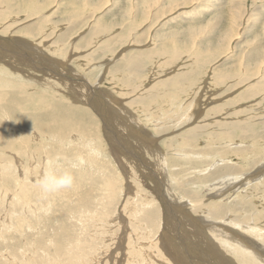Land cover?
<instances>
[{
  "label": "rangeland",
  "instance_id": "rangeland-1",
  "mask_svg": "<svg viewBox=\"0 0 264 264\" xmlns=\"http://www.w3.org/2000/svg\"><path fill=\"white\" fill-rule=\"evenodd\" d=\"M2 2H6V5L11 6L19 12V15L22 19V22L20 23H23L28 13L40 10L39 12L41 13V15L43 13L45 17L43 16L42 18V16L40 15V17L35 20H31V18L25 19L26 23H33L37 21V36H29L25 34L22 29H20L21 31L16 32V35L17 33L18 36L20 34V36L22 35V37L26 35L24 38L27 37V39H30V41L33 40V43L37 42L36 44L43 48V52L47 53V51H49L50 53L48 52L47 54H50L49 56L51 58H54V61H64L69 69V72L67 70H64V72H72L74 75L92 82V85H98L102 88L104 87L110 89L115 97L122 98L124 100V105H126V107H128L129 109L132 108L133 110L135 109L133 112V116L136 114L137 115L136 117L134 116V119L138 117L137 119L142 122L137 119H135L136 121L132 119L134 123L132 121L129 122L128 120L126 121L127 123L123 122L125 126H120L113 120V126H115V128L117 127L118 131H122L121 133L123 135L128 136L127 140H129L131 145H133L131 147L133 148V151L136 150L135 152L138 153L139 149L137 147L140 146V144L137 143L138 141L135 139V137L129 135V129L131 125H134L137 129H139L138 131L145 128L148 129L151 134L153 133L156 136L158 134L157 137H159V139H163H160L161 141H163V143L158 139L157 147L160 144L161 145L158 147L159 149L157 151L161 150L162 153L160 154L157 151H155L154 154L149 153L143 147L142 151L140 150V154H142L144 158H146V162L148 161L150 164L156 163V169H154V173L156 172L155 176L152 177V179L148 177V179L143 175L147 173L146 166L149 164L145 163V166L143 162L140 169H142L143 167L144 169L139 170L136 164H134L135 160L132 159V154L130 156L129 152L128 154H123L120 152L121 154L119 153V157L117 155L115 156V150L112 147L117 146V144L111 137L108 136V131L106 132V130L104 129L105 124H103V120L92 109L88 108L87 105L81 104L79 102L76 103L73 101L72 98H74L73 95H75V93L70 92L71 90H69L68 88V83L65 84L64 81L60 82L58 80H53V78H48V75L45 76L39 72L37 74L36 71H33L30 68L22 67V73H17V75H20L22 77V79L24 77L29 78V73L33 76L37 74V76H34L37 79L33 82L34 84L32 85L33 88H31V91L34 90L37 93H41L42 91H44L47 98H45L46 100H58L64 101L66 103L68 102L72 105H78L79 109L81 111L83 110L80 116L76 115L75 117L71 113H67L64 109L60 110V112H58L59 110H57L59 115L57 116V119H59L61 115L59 120H61V118H65L66 116L67 119H74L73 121H78L80 124L83 122L87 126L85 130L89 131V133L91 132L92 134L90 133V137L85 135H82V137H80L79 135H77V137L75 138L76 134L73 132L74 130L67 129L64 132L58 130H54L53 133L50 132L52 138L44 137V135L39 132L35 134L36 136L31 135L27 137V133L24 135L20 134L22 132L21 130H26V128L20 126L21 130L20 128L16 130L18 136H15H21L22 139L25 137L29 138L32 145L38 144V147H43V149H39L38 147H30V149L25 151V149L14 148L12 150H7L8 153L5 150L4 154H2L12 156L13 162H0V264H239V262L240 264H243L233 253L232 255L221 244V242H226L229 244H231L232 242L233 245L235 243L239 245L240 242H238L237 240H242V238L238 236L240 234L246 237L245 240L243 238V242L246 243V246H244L245 250L253 254L254 249L251 247H256L255 249L257 250L254 252L253 256H256L255 258L257 259V262H261L260 264H264V255L262 256V254H260L261 249H264V240L259 237V231L251 230L248 227L249 224L253 225L254 223L253 226L256 225L260 229L262 227L261 230L264 234V125H262L264 123V101L261 100L263 94L261 95V93H259L258 95L254 96L256 98L258 96L260 100H258V98H254V100L250 99L251 101H249V104L253 107L249 108V113L247 112L245 115L242 114V117H226L229 113H221L220 116H218L219 114L216 116L211 115L212 117L209 115V117L211 118L205 116L208 109L210 110V108L221 104L225 105V102L234 98L236 96L234 94L238 93L241 88L244 87L242 91L246 90V85L242 86L240 89H238L237 87L232 88L234 91L231 89V86H229L230 84L232 85V83H235L238 78H241L244 75L246 68H249L248 70L251 74L253 70L255 71V69L257 70L258 68L261 71L264 70V0H2ZM32 3H35V5ZM154 5L157 7V9L156 7H154ZM1 6L2 5H0V7ZM23 6L25 10L23 9ZM38 6L41 7L39 8ZM0 9L3 10V8ZM22 15L25 16L22 17ZM30 15L33 16V14ZM239 15H241V17H238V22L244 23L242 24V26H240V28L242 29L239 30V33L237 32V30L233 34L231 33L232 35L230 38L232 39L229 38V40L227 39L226 42L221 44L223 47H221V45L219 46L222 37L227 34L226 32H229L231 30L233 19ZM9 17L5 19L4 17H1L0 24L7 25L10 23V20L12 21V19L14 18H19L17 16H14V14H11ZM41 18L43 24L42 22L40 23ZM48 25L49 27H46ZM46 28L48 29V31L46 30ZM15 31L17 30L15 29ZM0 33L2 34L3 32ZM41 33L43 34L40 35ZM4 34L5 33H3L2 35ZM54 36L57 38H55ZM37 37H39L38 39H40V41L36 39ZM45 37H47V39ZM52 42H54L55 45H53ZM222 42L223 40L221 41V43ZM51 43L53 46H51ZM71 43L72 45H69ZM228 43L231 44L226 45ZM139 44L145 47L143 48V51L155 50L165 51V53H161V55L155 54L150 60H146L143 63L140 62L142 68L141 73H135V71L130 68L133 61H131V59L129 60V56H133L134 54L133 57H137L136 55H138L139 52H142L139 51L140 49L136 48ZM43 45L46 46V50ZM176 47L177 50H179L178 54H180L181 52V56L178 55V57H176L174 56V54H172L174 53L172 51H174ZM52 48L56 50H53ZM124 48H129L130 50L128 49L124 52L122 51V49ZM33 49V47H28L27 51H36ZM194 49H196L198 53H202L204 51L203 53L205 54H207L205 51H207L208 53H213L214 51L216 53V55L214 56L216 57L214 59L216 62L213 60L214 57H212L211 61H206L207 58H205V60H203L205 63H203L206 66L203 65L201 66L203 68H197L196 71L198 73L189 74L191 73L189 72L190 68L195 66V64L201 59H204H198L196 55L197 52L193 51ZM13 50L19 51L20 49L15 47V49ZM59 50L64 52H66L67 50L66 55L64 54V52L56 53L55 55H53L54 53L51 52ZM184 50L188 53H185ZM220 50L224 51L223 53L218 55V51ZM2 51L9 50L7 47H4ZM226 51H228L229 53L227 52V54ZM252 51L255 52L252 53ZM105 52L107 53L105 54ZM112 53L116 56H112ZM124 53L127 54V58H125L126 56H121ZM191 53L195 54L192 55ZM162 54L165 56H163ZM169 54L170 56L172 55V57H170ZM63 56H65V58ZM62 57L64 58V60ZM111 59L113 61H111ZM241 59L243 63L241 62ZM212 60L215 62V64H213L214 62ZM190 62L192 63L188 64ZM107 63L109 66L106 65ZM104 65L107 68L104 67ZM173 65L175 69L173 68ZM184 65H186V69L183 67ZM113 66L120 67L114 68ZM171 66L173 69L171 68ZM181 66L183 67V71L181 69ZM207 66L210 68H208ZM69 67H71V69ZM4 68H6V70H10L7 67ZM111 68L112 70H110ZM204 69H209L210 71L206 70L205 73ZM29 70L32 73L29 72ZM179 71L180 73L186 71V73L190 75L189 77L193 82H191L190 84H192L194 87H191L192 89L190 88L191 90H188L191 94L187 91L183 93L184 95L181 94L180 96H178L177 101L179 102L177 103V101H174L175 103L174 106H171L172 108L168 106L167 99L161 100L163 102L159 101V106H156L154 103H146L144 104V106H141L140 104L138 107L136 104L135 106L130 105L126 102L131 100L129 98H135L136 96H140V94L142 96L150 94L152 86L161 84L164 79V81L168 82L171 78H173V76H175V74H178ZM221 72L225 74L226 78L224 77L221 79L216 76V74L220 75ZM239 72L241 73V75ZM104 74L106 77L104 76ZM226 75H229L230 77L228 78V76ZM231 76H236V80ZM196 77H201L200 79L202 80ZM97 78L100 81H98ZM197 79L198 81L196 82ZM226 79L228 80V82ZM253 80L255 81L256 79L253 78L251 81L253 82ZM218 88H220L221 90ZM223 94H225V96ZM21 95V98L25 97L23 96L24 94L21 93ZM182 95L185 97H183ZM215 97H217L218 99H215ZM191 98L193 100H190ZM196 98L199 100H197ZM227 98L229 99L227 100ZM204 99L206 102H202L204 101ZM165 101L166 103H164ZM186 101H189L188 103L192 101L191 105L187 104ZM257 101H260V104L257 105ZM183 102L185 103L182 104ZM197 102L199 103L197 104ZM201 103H206L207 105H201ZM160 104L162 106L164 104L165 105L164 107L160 108ZM175 104L177 105L175 106ZM180 104L182 106H180ZM196 104L198 105L197 107ZM177 108L179 111H177ZM182 108L185 109L183 110ZM132 109L131 112L133 111ZM198 110L200 111V113H198ZM189 111H191L190 114ZM254 111L255 113H257L253 114ZM27 113L35 112L27 111ZM184 114H189V116H184ZM81 115L84 116L81 117ZM177 116L179 117L177 118ZM247 116L254 117L253 120L255 122V130L257 131L259 129L260 131L258 130L256 132L253 129L255 131L253 134V138L251 136H249V138H246L240 134V136L236 134L235 141H233V143L229 141L226 142V140L221 141V148L225 150L223 151L225 152V156L223 155V158H221V152L220 154L216 155V153L208 154L204 151L205 148L208 147V140H205L207 138L205 136H200L202 137V141H200L201 143L196 142L195 144L197 145H195L194 147H188L183 144V142H180V140L179 143L177 142L178 144H173V148H169L167 146L170 143L169 140H172L173 136H177L179 133L186 131L188 129V126L189 129L194 128L196 124H198L199 126H203L208 123L210 124L218 119H222L220 121L226 120L225 122H230V120L234 121L236 119L241 121V119H249V117ZM167 118L169 120L172 119L170 120L171 122L168 121V123H166L168 120ZM204 118L205 120H203ZM51 120L52 119H48L47 116H42L39 121L46 123ZM20 121V123L23 124L22 120ZM118 122H120V120ZM175 122L177 123V125ZM14 123V129L18 128L16 127V125L19 123V120L14 121ZM141 123L143 126L141 125ZM186 123H189L188 126ZM167 124H169V129L166 126ZM190 125L192 126L190 127ZM161 126L165 127L166 129H164L159 135V133L155 132L154 130ZM88 128L90 130H88ZM214 130L215 132H221L220 128L217 129V127L209 126L208 131L213 132ZM165 131L167 134L165 133ZM58 136L61 138H58ZM168 137L169 139H167ZM200 137L199 140H201ZM62 138L64 140H62ZM69 138L72 139V141ZM243 138L246 141H244ZM259 138L260 140L258 141ZM165 140H168V142H166ZM19 141L20 140H18V142ZM60 141H63V143L60 144ZM248 142H250V144L252 143V145L248 144ZM246 144L248 145V148L253 146L251 147L252 149L250 148L251 152L256 149L258 150L253 153H251L250 150H248L247 152H243L235 149V151H233L234 147L241 148L239 150H242V148H247ZM181 146L185 148V151L184 148H181ZM35 149H37L36 152ZM178 149L181 150L179 151ZM192 149H195L194 152L192 151ZM200 149L202 152L200 151ZM41 150L43 151L41 152ZM172 150L174 152H172ZM165 152L169 154H165ZM196 152L197 155H195ZM24 154H26L29 158L27 159V156H24ZM151 155H154V157H157L158 155L157 158H159L161 161L156 157H151ZM159 155L163 157H160ZM175 155L178 157H176ZM236 155L238 157H236ZM126 156L127 158H125ZM171 157H173L174 159ZM215 158L217 160H215ZM170 159H173L174 161H170ZM153 160L156 161L154 162ZM175 164L179 166H176ZM216 164H219V166H217ZM230 164L231 166L229 167L232 168L231 170H233L235 167L240 169L239 171H237V173L229 171L227 177L230 176V178H227L226 175H224L226 172H222V170L225 169V166L228 167V165ZM254 164H256V166H254ZM73 165H75V167H73ZM208 167L210 168L209 170ZM163 169L165 173L163 172ZM204 169L207 170L206 173ZM46 171H54L57 174H60L64 171H70L75 177L74 186L70 189H64L54 194H42L38 182L41 176ZM168 172L170 173L168 174ZM185 172L187 175L185 174ZM260 172H262L263 174ZM212 173L217 174L218 177L213 178L214 180L210 179L211 181H208L209 183H206L204 181L201 182L202 184L200 182H195L191 185L189 184V182L198 179L202 181L201 178ZM235 174H239V176L242 174L243 177H239ZM180 175L183 176L181 177ZM157 176L159 178H157ZM162 177H164L167 181H164ZM175 178H178L179 181ZM181 178L183 182L188 183L184 185L187 190H184L181 186H178L179 184L183 183L180 182L182 181ZM252 178L254 179L251 180ZM220 180L222 185L220 184ZM234 180L236 181L233 186V183L231 182H234ZM172 181H174L175 183L173 182L172 184ZM229 181L231 184L229 183ZM243 182H246V185H244L245 183ZM198 184H200L201 186ZM186 185H188L189 187H187ZM193 185H195L196 187H193ZM216 185L224 187H219L217 189ZM164 186H166V189ZM203 186L205 188H203ZM177 187L178 189H181V191L183 189L182 194L185 195H182L181 191L178 190ZM193 188L194 190H197V192H200L199 195L197 193L198 196L194 195L192 191ZM211 190L213 191V194ZM220 190H224L225 193L221 192L224 195L222 194L220 197H218L219 200H229L233 197L231 199L232 201L229 200L226 201V203H230L232 204V206H234L236 214H241V223L245 219L242 225L240 224V226L238 227L236 225H232V223H226L227 227L232 228L235 231L238 229L236 231L238 234L237 236H233L228 233V235L222 234L223 230L220 227L213 226L216 223H222L225 225V222H228L227 220L222 219L224 222L223 223L221 219H218L216 220V222L214 221L215 219H209L207 212L206 215L204 214V207L208 206L207 203L209 204L211 202H214L215 199L218 201L217 197L214 198L211 195L216 196L214 194H217V191ZM176 191H178V193ZM185 191H187V195ZM204 193L207 195L204 196ZM229 194L232 197H230ZM189 195L192 197H190ZM209 195L213 199H208L207 197ZM225 195H227V198ZM235 195L240 197L234 198ZM262 196L263 198H261ZM156 197L159 200L162 197L166 198V200L164 199V201H166V204L161 201L162 199L158 201ZM189 197L191 198V200ZM202 201L207 203H204ZM239 201L241 202L239 203ZM169 204H173L174 206H170ZM201 204L203 205V207ZM249 205L251 206V210ZM241 207L244 208L242 209ZM201 208L203 212L200 210ZM238 210L240 211L238 212ZM184 211H186V213ZM209 212L210 211H208V213ZM261 215L263 218L261 217ZM168 216H171L170 221H175L173 230L169 229V227L163 228L164 218H167ZM191 216L193 217V219L202 218V220H200L201 224L204 220V222H206V225L204 224L203 226L202 224L201 227L196 226L192 222L193 219ZM248 216L251 219L248 218ZM210 221H214V223L211 224L213 226V229H209V227L207 229L206 227L208 226V223ZM191 224L192 226L194 225L195 228H193ZM219 229L221 231H218ZM202 233L204 236L202 235ZM230 235L232 236V239L230 238ZM209 238L212 240H209ZM252 240L254 242H257L254 243ZM214 246L216 247V249ZM225 252L227 254L229 253V256H227ZM197 253L205 256V259L198 257ZM227 257L233 260V263L229 261Z\"/></svg>",
  "mask_w": 264,
  "mask_h": 264
},
{
  "label": "bare ground",
  "instance_id": "bare-ground-1",
  "mask_svg": "<svg viewBox=\"0 0 264 264\" xmlns=\"http://www.w3.org/2000/svg\"><path fill=\"white\" fill-rule=\"evenodd\" d=\"M56 1V0H55ZM58 1V0H57ZM37 3V2H36ZM152 3V2H151ZM32 4H34L35 5V3H32ZM0 5H2L0 8H3V10H1L0 9V18L1 17H4V19L5 18H8L11 14H14V16H17V17H19L18 19L17 18H14V19H12V21L10 20V23L9 24H7V25H5V24H0V32H3V33H5L4 35H2L1 33H0V162L1 161H3V162H10V163H12L13 161H12V156H8L7 154L6 155H2V154H4V151L6 150V152H7V150H12V149H16V148H20V149H25V151H27L28 149H30V147H38V144L36 145V144H34V145H32L31 144V142H30V140H29V138H21V136H19V137H17L18 135H17V133H16V130L17 129H19L20 128V126H22L23 128H26V130H21V128H20V130L22 131L20 134L21 135H24V134H26L27 133V137H29V136H31V135H34V136H36L35 134H37L38 132L39 133H41L42 135H44V137H50V138H52V135H51V133H53V131L54 130H58V131H62V132H64L65 130H67V129H71V130H74L73 132L76 134L75 135V138L77 137V135H79L80 137H82V135H85V136H88V137H90V133H89V131H86L85 129L87 128V126H86V124L85 123H79L78 121H73L72 119H67L66 118V116H65V118H61V120H59L60 119V117H61V115H60V117H59V119H57V116H59L58 115V112H60V110H66V112L67 113H71L74 117L77 115V116H80V114H81V112L83 111H81L80 109H79V107H78V105H72L71 103H66V102H64V101H58V100H54V101H51V100H46L47 98H46V95H45V92L44 91H42L41 93H37V92H35L34 90L33 91H31V88H33V82L37 79L36 77H34V76H37V74H38V72L39 73H42V75H45V76H49L48 78H53V80H58V81H64V83L65 84H67L69 87V90H71L70 92H74L75 93V95H73V97L74 98H72L73 99V101L74 102H76V103H81V104H85V105H87V107L88 108H90V109H92L97 115H99V117L103 120V124H105V126H104V129L106 130V132L108 131V136L109 137H111L112 139H113V141L117 144V146H114V147H112L114 150H115V152H114V154H115V156L117 155L118 157H119V155L121 154V153H123V154H128V152L130 153V156H131V154H132V159L133 160H135V163L134 164H136V166L139 168V170H142V169H144V167L142 168V169H140L141 167H142V163L144 162V165L146 166V164L145 163H147V164H149V165H147L146 166V171H147V173H143L144 175V177H146V178H150V179H152V177H154L155 176V173H154V169H156V166H155V164H154V166H153V164H150L148 161L146 162V158H144V156L142 155V154H140L141 152H140V150L142 151V147L143 148H145L146 149V151H148L149 153H152V154H154L155 153V151H157L159 148V146L161 145H159L158 147H157V144H158V139H159V137H157L158 136V134H157V136L155 135V134H151V132L148 130V129H143V130H140V131H138L139 129H137L134 125H131L130 126V134L129 135H132L133 137H135V139L138 141L137 143H139L140 144V146H138L137 148L139 149V152L138 153H136L135 151H133V148H131L133 145H131V143L129 142V140H127L128 139V136L127 135H123L120 131H118L117 129V127L115 128V126H113V120L115 121V122H117L118 123V125H124L123 124V122L125 123L126 121H128L129 120V122H131L132 121V119L133 120H135V119H137V118H135L134 119V116L136 117V115H134L133 116V112H134V110L131 108V106H130V108L133 110L132 112H131V109H129L128 107H126V105H124L125 103H124V100L122 99V98H117V97H115L114 95H113V93L110 91V89H108V88H102L101 86H98V85H92L91 83L92 82H89L88 80H86V79H82V78H80V77H78V76H76V75H74L72 72L71 73H68L69 71V69H68V67H67V65H66V63H64V61L63 62H61V61H54L55 59L54 58H51L49 55L50 54H47L49 51H47V53H45V52H43L44 50H43V48L42 47H40V46H38L36 43H33V40H31L30 41V39H27V37L26 38H24V37H22V35L20 36V34H19V36H18V33H17V35H16V32H18V31H21L20 29H22L23 31H24V33L25 34H27V35H29V36H37L36 34H37V21H35V22H33V23H30V22H28V23H26V20L25 19H28V18H31V20H35V19H37L38 17H40V15H41V13L39 12L40 10H36V12L35 11H33V12H30V13H28L27 15H26V18L24 19V21H23V23H20V22H22V19H21V16L19 15V12L16 10V9H14V8H12L11 6H9V5H6V2H2V0H0ZM31 5V4H30ZM29 5V6H30ZM151 5V4H150ZM39 7V6H38ZM41 7V6H40ZM39 7V8H40ZM154 7H156L155 5H154ZM30 8V7H29ZM28 8V9H29ZM33 8V7H32ZM23 9H24V6H23ZM35 9V8H34ZM156 9H157V7H156ZM25 10V9H24ZM27 10V9H26ZM236 10V9H235ZM172 11V10H171ZM39 12V13H38ZM177 12V11H176ZM25 13H26V11H25ZM37 13V14H36ZM241 13V12H240ZM30 14H33V16L32 15H30ZM36 14V15H35ZM242 14V13H241ZM45 15H47V14H45ZM168 15V14H167ZM243 15V14H242ZM25 16V15H24ZM23 15H22V17H24ZM42 18H43V16H44V14L42 13ZM45 17V16H44ZM234 17V16H233ZM238 17H241V15H239V16H236L234 19H233V22H232V24L233 25H231L232 26V28H231V30L229 31V32H226L227 34L226 35H224L223 37H222V39H221V41L223 40V42L221 43V41H220V43H219V46L221 45V44H223L224 42H226L227 41V39L229 40V38L231 37V35L234 33V32H236V30H237V32L239 33V30L240 29H242V28H240V26H242V24H244V23H239L238 22ZM10 18V17H9ZM42 18L40 19V23L42 22L41 20H42ZM3 19V18H2ZM3 19V20H4ZM11 19V18H10ZM51 19V18H50ZM9 20V19H8ZM240 20V19H239ZM259 20V19H258ZM29 21V20H28ZM93 21V20H92ZM9 22V21H8ZM18 23H20V24H18ZM39 23V22H38ZM46 23V22H45ZM44 23V24H45ZM42 24H43V22H42ZM49 24V23H48ZM52 24V23H51ZM46 25V24H45ZM44 25V26H45ZM92 26V25H91ZM46 27H49V25L48 26H46ZM15 29L17 30V31H15ZM46 30L48 31V29L46 28ZM131 30H134V29H131ZM84 31V30H83ZM96 31V30H95ZM94 31V32H95ZM57 32V31H56ZM81 32V31H80ZM40 33V32H39ZM53 33V32H52ZM232 33V34H231ZM238 33H236V34H238ZM43 33H41L40 35H42ZM57 34V33H56ZM79 34V33H78ZM59 35V34H58ZM73 36V35H72ZM130 36V35H129ZM234 36V35H233ZM51 37V36H50ZM55 37V36H54ZM39 37H37L36 39H38ZM46 39H47V37H45ZM55 38H57V37H55ZM69 38V37H68ZM73 38H75V37H73ZM72 38V39H73ZM234 38V37H233ZM230 39H232V38H230ZM39 41H40V39H38ZM60 40V39H59ZM58 40V41H59ZM234 40V39H233ZM35 41V40H34ZM57 41V42H58ZM137 42V41H136ZM229 42V41H228ZM53 43V45H55L54 44V42H52ZM52 43H51V46H53L52 45ZM62 43V42H61ZM69 43V42H68ZM58 44V43H57ZM65 44H67V43H65ZM188 44V43H187ZM231 43H228V44H226V45H230ZM34 45H35V47H34ZM63 45V44H62ZM69 45H72V43L71 44H69ZM100 45H102V44H100ZM193 45V44H192ZM44 46V45H43ZM50 46V47H51ZM67 46V45H66ZM74 46V45H73ZM97 46V45H96ZM126 46V45H125ZM225 46V45H224ZM4 47H7L8 48V50L9 51H2L3 50V48ZM15 47H17V48H19L20 50L19 51H14L13 49H15ZM28 47H33L34 49L33 50H36V51H27V48ZM60 47V46H59ZM95 47V46H94ZM98 47V46H97ZM127 47V46H126ZM209 47V46H208ZM221 47H223L222 45H221ZM220 47V48H221ZM229 47V46H228ZM44 48H45V50H46V46H44ZM57 48V47H56ZM136 48H138V49H140L139 51H142V52H139V54L138 55H136L137 57H133L134 56V54H133V56H129L130 58H129V60L131 59V61H133L132 62V67L130 66V68H132L134 71H135V73L136 72H138V73H141V70H142V68H141V63L140 62H144V61H148V60H150L151 58H153V56L155 55V54H160L161 55V53H165V51H155V50H146V51H143L144 49L143 48H145V47H143V45L141 46L140 44L138 45V47H136ZM53 50H56V49H54V48H52ZM100 49V48H99ZM129 48H124V49H122V51H127ZM187 49H188V47H187ZM226 49H228V48H226ZM38 50V51H37ZM61 50V49H60ZM51 51L52 53H54L53 55H55L56 53H61V52H64L65 51V49H64V51ZM130 50V49H129ZM164 50V49H163ZM186 50V49H185ZM184 50V52L185 53H188L187 51H185ZM190 50V49H189ZM188 50V51H189ZM216 50V49H215ZM70 51V50H69ZM178 51V52H177ZM191 51V50H190ZM193 51H196V49H194ZM224 51V50H223ZM223 51H218V55H220L221 53H223ZM66 52H67V50H66ZM66 52H64V54L66 55ZM72 52V51H71ZM104 52V51H103ZM172 52H174V53H172V54H174V56H176V57H178V55L179 56H181L180 54H181V52H180V54H178L179 53V50H177V47H176V49L174 50V51H172ZM197 52V51H196ZM195 52V53H196ZM204 52V51H203ZM198 53L197 52V58L199 59V58H204V59H201L200 61H198L196 64L195 63H193V64H195V66H193L192 68H190V70H189V72H191V73H189V74H192V73H198L196 70H197V68H199V67H201V66H203V65H205L204 63V61L203 60H205V58H207L206 59V61H208V60H210L211 61V59H212V57H214L215 55H216V53L213 51V53H208L207 51H205L207 54H205V53ZM228 51H226V53H227ZM253 52H255V51H252V53ZM261 52V51H260ZM259 52V53H260ZM50 53V52H49ZM107 52H105V54H106ZM119 53H120V50H119ZM171 53V52H170ZM194 53V54H195ZM229 53V52H228ZM227 53V54H228ZM250 53V52H249ZM248 53V54H249ZM258 53V54H259ZM182 54H184V53H182ZM192 54V53H191ZM194 54H192V55H194ZM247 54V55H248ZM52 55V56H53ZM78 55V54H77ZM163 55V54H162ZM186 55V54H185ZM195 55V56H196ZM207 55V56H206ZM246 55V54H245ZM250 55V54H249ZM112 56H116V55H113V53H112ZM119 56V55H118ZM117 56V57H118ZM121 56H126L125 58H127L128 56H127V54L126 53H124V54H122ZM163 56H165V55H163ZM169 56H170V54H169ZM183 56V55H182ZM191 56V55H190ZM194 56V57H195ZM226 56V55H225ZM54 57V56H53ZM64 58H65V56H63ZM62 57V58H63ZM170 57H172V55L170 56ZM223 57V56H222ZM221 57V58H222ZM243 57H245V56H243ZM242 57V58H243ZM64 58H63V60H64ZM90 58V57H89ZM116 58V57H115ZM136 58V59H135ZM187 58H188V56H187ZM191 58V57H190ZM216 57H214L213 58V60L215 59ZM249 58V57H248ZM247 58V59H248ZM251 58H252V56H251ZM54 59V60H53ZM56 59H57V57H56ZM71 59V58H70ZM174 59V58H173ZM59 60V59H58ZM87 60V59H86ZM90 60H93V59H90ZM154 60V59H153ZM189 60V59H188ZM191 60V59H190ZM212 60V61H213ZM221 60V59H220ZM224 60V59H223ZM52 61H53V63H54V66H53V63H52ZM72 61V60H71ZM111 61H113L112 59H111ZM128 61V60H127ZM130 61V62H131ZM215 61V60H214ZM213 61V62H214ZM264 61V60H263ZM90 62H93V61H90ZM102 62V61H101ZM172 62V61H171ZM194 62V61H193ZM204 62V63H203ZM216 62V61H215ZM215 62L213 63V64H215ZM241 62H242V59H241ZM248 62V61H247ZM256 62V61H255ZM170 63V62H169ZM192 62H190V63H188V64H191ZM210 63V62H209ZM221 63V62H220ZM243 63V62H242ZM74 64V63H73ZM86 64V63H85ZM218 64V63H217ZM252 64V63H251ZM260 64V63H259ZM18 65V66H17ZM71 65V64H70ZM106 65H108V63L106 64ZM149 65V64H148ZM169 65V64H168ZM174 65H176V64H174ZM174 65H173V68H174ZM109 66V65H108ZM125 66V65H124ZM206 66V65H205ZM215 66V65H214ZM4 67H7L8 69H10V70H6V68H4ZM22 67L24 68H30V69H32L33 71H36L37 72V74L36 75H30V73L29 72H31L30 70H29V78L28 77H24L23 79H22V77L20 76V75H17V73H22ZM88 67V66H87ZM103 67V66H102ZM104 67H106L105 65H104ZM114 67V66H113ZM112 67V68H113ZM118 67H120V66H116V67H114V68H118ZM176 67V66H175ZM184 68L186 67V65H184L183 66ZM182 66H181V69L183 68ZM189 67H190V65H189ZM208 67V66H207ZM70 69H71V67H69ZM73 68V67H72ZM86 68V67H85ZM107 68V67H106ZM112 68L110 69V70H112ZM170 68V67H169ZM171 68H172V66H171ZM172 68V69H173ZM201 68H203V67H201ZM208 68H210V67H208ZM216 68V67H215ZM255 68V67H254ZM93 69V68H92ZM102 69V68H101ZM105 69V68H104ZM131 69V70H132ZM144 69V68H143ZM175 69V68H174ZM186 69V68H185ZM184 69V70H185ZM223 69V68H222ZM221 69V70H222ZM249 69V68H248ZM247 68H246V70H245V73H244V75L241 77V78H238L237 79V81L235 82V83H232V85L230 84L229 86H231V89L232 88H234V87H237L238 89H240L242 86H244V85H246L245 87V91H242V89L244 88H241L239 91H238V93H236V94H234V95H236L234 98H232V99H230V100H228L229 98H227V100L228 101H226L225 102V105L224 104H221V105H217V106H214V107H212V108H210V110L208 109V111L206 112V114H205V116H207V117H209V115L211 116H213V115H218V116H220V114L221 113H225V114H228V116H226V117H230L231 116V118L233 117V118H239V117H242V114H246L248 111H249V108H251V107H253L252 105H250L249 103V101H251V100H254V98H256V97H254V96H256V95H258L259 93H261V95L263 94V97H262V99L261 100H263L264 101V70L263 71H261L259 68L256 70L255 69V71L253 70V72H252V74L251 73H249L250 71L248 70ZM64 70H67L68 72H64ZM74 70H76V69H74ZM95 70V69H94ZM162 70V69H161ZM166 70V69H165ZM205 70V69H204ZM206 70H209V69H206ZM206 70H205V73H206ZM228 70H230V69H228ZM244 70V69H243ZM73 71V70H72ZM87 71V70H86ZM89 71V70H88ZM102 71V70H101ZM105 71V70H104ZM108 71H109V69H108ZM129 71V70H128ZM177 71V70H176ZM182 71H183V69H182ZM203 71V70H202ZM202 71H201V75H202ZM210 71V70H209ZM225 71V70H224ZM27 72V71H26ZM35 72V73H36ZM79 72V71H78ZM103 72V71H102ZM163 72V71H162ZM188 72V71H187ZM199 72H200V70H199ZM208 72V71H207ZM230 72V71H229ZM237 72V71H236ZM241 72V71H240ZM239 72V73H240ZM243 72V71H242ZM32 73V72H31ZM81 74H83V73H81ZM80 74V75H81ZM174 74H175V72H174ZM200 74V73H199ZM215 74V73H214ZM243 74V73H242ZM195 75H198V74H195ZM209 75V74H208ZM212 75V74H211ZM240 75H241V73H240ZM41 76V75H40ZM99 76V75H98ZM102 76V75H101ZM104 76H105V74H104ZM190 75H188V73H186V71L185 72H181L180 73V71H179V73L178 74H175V76H173V78H171L168 82L167 81H164L163 80V82H161V84H158V85H155V86H152L151 87V90H150V94H148V95H144V96H142L141 94H140V96H136L135 98H129V99H131V100H129V101H126L127 103H129L130 105H137L138 107H139V105L141 104V106H144V104H146V103H154L156 106H159L158 105V102L159 101H161V100H163V99H167L166 101H167V104H168V106H174V103L178 100V96H180L181 94H183V93H185V92H187L188 90H191L192 88L191 87H194L192 84H190L192 81H191V79H190V77H189ZM194 76V75H193ZM216 76H218V78H224L225 77V74L224 73H220V75H218V74H216ZM226 76H228V78L230 77L229 75H226ZM106 77V76H105ZM138 77V76H137ZM155 77V76H154ZM192 77V76H191ZM213 77H214V75H213ZM232 78H235V80H236V76H231ZM44 78V77H43ZM196 78H199V77H196ZM201 78V77H200ZM199 78V79H200ZM226 78V77H225ZM231 78V79H232ZM253 78H255L256 80L254 81L253 80V82L251 81ZM46 79H47V77H46ZM46 79H45V82H46ZM102 79H105V78H102ZM133 79V78H132ZM194 79H195V77H194ZM193 79V80H194ZM212 79V78H211ZM217 79V78H216ZM230 79V80H231ZM71 80V81H70ZM73 80V81H72ZM97 80L98 81H100L98 78H97ZM200 80H202V79H200ZM213 80V79H212ZM224 80V79H223ZM227 80V79H226ZM121 81V80H120ZM156 81H158V80H156ZM198 81V79L196 80V82ZM216 81V80H215ZM233 81V80H232ZM51 82V81H50ZM54 82V81H53ZM154 82V81H153ZM217 82V81H216ZM220 82H222V81H220ZM224 82V81H223ZM226 82V81H225ZM227 82H228V80H227ZM36 83V82H35ZM135 83V82H134ZM193 83V82H192ZM210 83V82H209ZM55 84V83H54ZM62 84V83H61ZM194 84H195V82H194ZM202 85V84H201ZM216 85V84H215ZM226 85V84H225ZM228 85V84H227ZM36 86V85H35ZM55 86V85H54ZM64 86V85H63ZM121 86V85H120ZM228 86V87H229ZM47 87V86H46ZM199 87V86H198ZM209 87V86H208ZM38 88V87H37ZM43 88V87H42ZM50 88H51V86H50ZM191 88V89H190ZM222 88V87H221ZM173 89H174V91H173ZM214 89V88H213ZM218 89H220V88H218ZM135 90V89H134ZM194 90V89H193ZM196 90V89H195ZM202 90V89H201ZM221 90V89H220ZM233 90V89H232ZM236 90V89H235ZM37 91V90H36ZM198 91V90H197ZM216 91V90H215ZM229 91V90H228ZM234 91V90H233ZM69 92V93H70ZM189 92V91H188ZM207 92V91H206ZM21 93L22 94H24L23 96H25V97H23V98H21L22 97V95H21ZM139 93V92H138ZM146 93V92H145ZM190 93V92H189ZM195 93V92H194ZM144 94V93H143ZM191 94V93H190ZM193 94V93H192ZM204 94H206V93H204ZM203 94V95H204ZM65 95V94H64ZM71 95V94H70ZM184 95V94H183ZM182 95V96H183ZM187 95V94H186ZM199 95V94H198ZM198 95H197V97H198ZM224 96H225V94H223ZM68 96V95H67ZM216 96V95H215ZM134 97V96H133ZM183 97H185V96H183ZM192 97V96H191ZM201 97V96H200ZM232 97V96H231ZM46 98V99H45ZM59 98V97H58ZM188 98V97H187ZM190 98V97H189ZM193 98V97H192ZM190 99V100H193V99ZM202 98V97H201ZM200 98V99H201ZM203 98H204V96H203ZM257 98H258V96H257ZM256 98V99H257ZM60 99V98H59ZM67 99V98H66ZM197 99V98H196ZM215 99H218L217 97H215ZM251 99V100H250ZM150 100H152V101H150ZM179 100H180V98H179ZM185 100V99H184ZM183 100V101H184ZM187 100V99H186ZM197 100H199V99H197ZM203 100V99H202ZM258 100H260L259 98H258ZM72 101V102H73ZM153 101H155V102H153ZM166 101L164 102V103H166ZM175 101V102H174ZM161 102H163V101H161ZM179 101H177V103H178ZM187 102V104H189V105H191V102L190 103H188L189 101H186ZM195 102V101H194ZM202 102H206L205 101V99H204V101H202ZM222 102V101H221ZM220 102V103H221ZM259 102V103H258ZM126 103V104H127ZM185 102H183L182 104H184ZM199 102H197V104H198ZM217 103H218V100H217ZM257 103V105L258 104H260V101H257L256 102ZM166 104V105H167ZM196 104V107L198 106ZM206 103H201V105H205ZM135 105V106H136ZM165 105V104H164ZM164 105L162 106L161 104H160V108H162V107H164ZM177 104H175V106H176ZM186 105V104H185ZM207 105V104H206ZM211 105V104H210ZM213 105V104H212ZM167 106V107H168ZM180 106H182L181 104H180ZM192 106H193V104H192ZM183 107H184V105H183ZM186 107V106H185ZM188 107H190V106H188ZM201 107V106H200ZM200 107H199V109H200ZM148 108V107H147ZM172 108V107H171ZM179 108V107H178ZM178 108H177V111H179L178 110ZM195 108V107H194ZM85 109H86V107H85ZM89 109V110H90ZM149 109V108H148ZM165 109V108H164ZM176 109V108H175ZM183 110L185 109V108H182ZM188 109V108H187ZM196 109H198V108H196ZM57 110H59L58 112H57ZM173 110V109H172ZM189 110H190V108H189ZM202 110V109H201ZM251 110V109H250ZM27 111H30V112H35V113H27ZM176 111V110H175ZM182 111V110H181ZM194 111V110H193ZM165 112H166V110H165ZM173 112V111H172ZM171 112V113H172ZM62 113V112H61ZM64 113H65V111H64ZM86 113V112H85ZM170 113V112H169ZM175 113V112H174ZM187 113V112H186ZM191 113V111H189V114ZM198 113H200V111L198 110ZM249 113V112H248ZM257 113V112H256ZM255 113V111H254V113L253 114H256ZM60 114V113H59ZM88 114V113H87ZM167 114V113H166ZM179 114H181V113H179ZM183 114V113H182ZM189 114H184V116H189ZM225 114H222V115H225ZM71 115V116H72ZM174 115V114H173ZM192 115H196V114H192ZM192 115H190V116H192ZM42 116L44 117V116H47V118L48 119H52L51 121H49V122H46V123H44V122H40L39 120H40V118H42ZM64 116V115H63ZM84 116V115H83ZM82 115H81V117H83ZM181 116V115H180ZM199 116V115H198ZM211 116V117H212ZM249 116H250V114H249ZM249 116H247V117H249ZM253 116V115H252ZM257 116V115H256ZM69 117V116H68ZM179 116H177V118H178ZM211 117H209V118H211ZM188 118V117H187ZM199 118V117H198ZM221 118V117H220ZM223 118H225V117H223ZM246 118V117H245ZM168 119V118H167ZM184 119V118H183ZM192 119V118H191ZM190 119V120H191ZM193 119H194V116H193ZM197 119V118H196ZM254 117H249V119H245V120H242L241 119V121H239L238 119H236V120H230V122H225V121H220V120H222V119H218V120H216V121H213L212 123H208V124H205V125H203V126H199L198 124H196L195 126H194V128H190L189 129V126H188V124H187V126H188V129L186 130V131H184V132H182V133H179L177 136H173V138H172V140H169V145H167L169 148H173L172 146H173V144L174 143H179V140H180V142H183V144H185L186 146H188V147H194L195 145H197V144H195L196 142H200V141H202V137H207L205 140H208L207 141V143H208V147H206L205 148V152H207L208 154H212V153H216V155L217 154H220V152L222 153V156H221V158H223V155H224V153L225 152H223V151H225L223 148H221L222 147V145H221V141H223V140H226V142L227 141H229V142H232L233 143V141H235V136H236V134L237 135H242L243 137H248L249 138V136H251L252 138H253V134H254V132L256 131L255 130V122H254ZM16 120H19V123L16 125V127H18V128H15L14 129V121H16ZM20 120H22V122H23V124L22 123H20L21 121ZM79 120V119H78ZM120 120V122H118ZM137 120H139V119H137ZM163 120H165V119H163ZM162 120V121H163ZM170 120H172V119H170ZM169 119L167 120V122L166 123H168V121L169 122H171ZM182 120V119H181ZM187 120V119H186ZM203 120H205V118L203 119ZM211 120V119H210ZM94 121V120H93ZM136 121V120H135ZM140 121V120H139ZM179 121H180V119H179ZM185 121V120H184ZM189 121V120H188ZM188 121H186V122H188ZM192 121V120H191ZM190 121V122H191ZM212 121V120H211ZM228 121V120H227ZM258 121V120H257ZM81 122V121H80ZM121 122H122V124H121ZM133 122V121H132ZM140 122H142V121H140ZM176 122H177V120H176ZM175 122V123H176ZM199 122V121H198ZM14 123V124H13ZM41 123V124H40ZM90 123V122H89ZM127 123V122H126ZM134 123V122H133ZM136 123V122H135ZM164 123V122H163ZM174 123V124H175ZM197 123V122H196ZM257 123V122H256ZM83 124H85V125H83ZM130 124V123H129ZM128 124V125H129ZM132 124V123H131ZM173 124V123H172ZM203 124V123H202ZM88 125V124H87ZM141 125H142V123H141ZM168 125L169 124H167L166 126L168 127ZM171 125V124H170ZM176 125H177V123H176ZM182 125V124H181ZM184 125V124H183ZM192 125H194V124H192ZM192 125H190V127L192 126ZM254 125V126H253ZM259 125H261V124H259ZM262 125H264V123L262 124ZM91 126V125H90ZM125 126V125H124ZM143 126V125H142ZM186 126V127H187ZM209 126H214V127H217V129H221L220 131L221 132H215V130L213 131V132H210V131H208L209 130ZM257 126V125H256ZM13 127V128H12ZM89 127V126H88ZM139 127V126H138ZM146 127V126H145ZM185 127V126H184ZM263 127V126H262ZM91 128V127H90ZM125 128V127H124ZM140 128V127H139ZM143 128V127H142ZM157 128V127H156ZM172 128H173V126H172ZM259 128V127H258ZM14 129V130H13ZM123 129V128H122ZM164 129H166L165 127H158L157 129H155L154 131L155 132H157V133H159V135H160V133L164 130ZM168 129H169V127H168ZM171 129V128H170ZM215 129V128H214ZM255 131H254V130ZM256 129H257V127H256ZM263 129V128H262ZM88 130H90L89 128H88ZM124 130H126V129H124ZM179 130V129H178ZM211 130V129H210ZM259 130V129H258ZM257 130V131H258ZM41 131V132H40ZM152 131V130H151ZM171 131V130H170ZM256 131V132H257ZM260 131V130H259ZM51 132V133H50ZM124 132V131H123ZM128 132V133H129ZM172 132V131H171ZM174 132V131H173ZM89 133V134H88ZM165 133H166V131H165ZM248 133V134H247ZM259 133V132H258ZM30 134V135H29ZM60 134V133H59ZM92 134V133H91ZM167 134V133H166ZM262 134V133H261ZM15 135H17V136H15ZM96 135V134H95ZM162 135V134H161ZM174 135V134H173ZM176 135V134H175ZM239 135V136H240ZM40 136V135H39ZM165 136V135H164ZM163 136V137H164ZM169 136H170V134H169ZM200 136H202V137H200ZM238 136V137H239ZM79 137V138H80ZM175 137V138H174ZM199 137L201 138V140H199ZM254 137H256V136H254ZM258 137V136H257ZM21 138V139H20ZM37 138V137H36ZM36 138H34V139H36ZM58 138H61V137H59L58 136ZM245 138V139H246ZM40 139V138H39ZM70 139V138H69ZM161 139V138H160ZM159 139V140H160ZM167 139H169V137L167 138ZM256 139V138H255ZM18 140H20L19 142H18ZM54 140V139H53ZM52 140V141H53ZM59 140H61V139H59ZM62 140H64L63 138H62ZM71 141H72V139H70ZM79 140V139H78ZM132 140V139H131ZM161 140H163V139H161ZM160 140V141H161ZM204 140V139H203ZM243 140H244V138H243ZM260 140V138L258 139V141ZM262 140V139H261ZM55 141V140H54ZM127 141V142H126ZM166 141V140H165ZM244 141H246V140H244ZM249 141V140H248ZM254 141V140H253ZM257 141V142H258ZM77 142V141H76ZM89 142V141H88ZM112 142V141H111ZM131 142H133V141H131ZM162 143H163V141H161ZM166 142H168V140L166 141ZM226 142H224V143H226ZM255 142V141H254ZM57 143V142H56ZM60 144H62L63 143V141H60L59 142ZM66 143H67V141H66ZM177 143V144H178ZM201 143V142H200ZM238 143H240V142H238ZM223 144V143H222ZM236 144H237V142H236ZM248 144H250V142H248ZM262 144V143H261ZM115 145V144H114ZM136 145V144H135ZM165 145V144H164ZM225 145V144H224ZM231 145H233V144H231ZM247 145V144H246ZM250 145H252V143L250 144ZM249 145V146H250ZM54 146V145H53ZM259 146V145H258ZM92 147V146H91ZM164 147V146H163ZM240 147H241V145H240ZM251 147H253V146H251ZM251 147H249L248 148V145H247V148H242V150H239V149H241V148H239V147H234L233 148V151H235V149H237L238 151H243V152H247L248 150H250V152H251ZM39 149H43V147H38ZM37 148V149H38ZM57 148V147H56ZM136 148V149H137ZM177 148V147H176ZM181 148H184V147H182L181 146ZM196 148V147H195ZM251 148V149H250ZM257 148V147H256ZM37 149H35V152H36V150ZM52 149V148H51ZM58 149V148H57ZM63 149V148H62ZM71 149V148H70ZM144 149V150H145ZM166 149H167V147H166ZM187 149V148H186ZM197 149V148H196ZM227 149V148H226ZM54 150V149H53ZM179 151L181 150V149H178ZM188 150V149H187ZM186 150V151H187ZM195 150V149H194ZM194 150L192 149V151L194 152ZM199 150V149H198ZM228 150V149H227ZM254 150V149H253ZM256 150H258V149H256ZM256 150H254V151H252L251 153H253V152H255ZM30 151V150H29ZM43 150H41V152H42ZM63 151V150H62ZM184 151H185V148H184ZM190 151H191V149H190ZM189 151V152H190ZM197 151V150H196ZM200 151H201V149H200ZM1 152H3V153H1ZM39 152V151H38ZM45 152V151H44ZM43 152V153H44ZM121 152V153H120ZM159 154L160 153H162V151L161 150H159V151H157ZM170 152V151H169ZM172 152H174L173 150H172ZM202 152V151H201ZM200 152V153H201ZM204 152V153H205ZM8 153V152H7ZM26 153V152H25ZM58 153V152H57ZM56 153V154H57ZM61 153V152H60ZM120 153V154H119ZM167 152H165V154H166ZM184 153V152H183ZM230 153V152H229ZM234 153V152H233ZM249 153V152H248ZM10 154V153H9ZM49 154H50V152H49ZM167 154H169V153H167ZM187 154V153H186ZM190 154V153H189ZM246 154V153H245ZM30 155V154H29ZM40 155V154H39ZM45 155V154H44ZM162 155V154H161ZM170 155H171V153H170ZM191 155V154H190ZM189 155V156H190ZM195 155H197V152L195 153ZM24 156H27L26 154H24ZM125 156V155H124ZM129 156V155H128ZM160 156V155H159ZM176 156V155H175ZM200 156V155H199ZM219 156V157H220ZM225 156V155H224ZM249 156V155H248ZM42 157H44V156H42ZM49 157V156H48ZM47 157V158H48ZM147 157V156H146ZM151 157H154V155L152 156L151 155ZM156 157V156H155ZM154 157V158H155ZM157 157H158V155H157ZM156 157V158H157ZM160 157H163V156H160ZM176 157H178V156H176ZM176 157H175V160H176ZM192 157V156H191ZM218 157V156H217ZM216 157V158H217ZM236 157H238L237 155H236ZM241 157V156H240ZM16 158V157H15ZM29 157L27 156V159H28ZM125 158H127V156L125 157ZM149 158V157H148ZM167 158V157H166ZM171 158H173V157H171ZM180 158V157H179ZM215 158V160H217ZM224 158H227V157H224ZM157 159H159V158H157ZM174 159V158H173ZM173 159H170V161L171 160H173ZM181 159V158H180ZM191 159V158H190ZM190 159H188V160H190ZM219 159V158H218ZM244 159H245V156H244ZM16 160V159H15ZM50 160V159H49ZM101 160V159H100ZM145 160V161H144ZM151 160V159H150ZM160 160V159H159ZM178 160V159H177ZM226 160V159H225ZM17 161V160H16ZM43 161V160H42ZM120 161V160H119ZM154 161V160H153ZM156 161V160H155ZM154 161V162H155ZM161 161V160H160ZM166 161V160H165ZM169 161V162H170ZM174 161V160H173ZM158 162V161H157ZM207 162V161H206ZM212 162V161H211ZM214 162V161H213ZM90 163V162H89ZM159 163V162H158ZM165 163V162H164ZM163 163V164H164ZM223 163H224V161H223ZM230 163V162H229ZM232 163V162H231ZM102 164V163H101ZM132 164V163H131ZM160 164V163H159ZM162 164V163H161ZM178 164V163H177ZM212 164V163H211ZM215 164V163H214ZM47 165H48V163H47ZM85 165V164H84ZM92 165V164H91ZM176 165V164H175ZM182 165V164H181ZM217 165V164H216ZM215 165V166H216ZM163 166V165H162ZM165 166V165H164ZM167 166H168V164H167ZM166 166V167H167ZM176 166H179V165H176ZM217 166H219V164L217 165ZM229 166H231V164L230 165H228V167H224L225 169H223L222 170V172H226L224 175H226V177H227V175H228V173H229V171H233V173L235 172V173H237V171H239V169L237 168V167H235L233 170H231L232 168H230ZM254 166H256V164H254ZM254 166H252V167H254ZM81 167V166H80ZM134 167V166H133ZM154 167V168H153ZM173 167V166H172ZM181 167V166H180ZM183 167V166H182ZM83 168V167H82ZM92 168V167H91ZM135 168V167H134ZM165 168V167H164ZM171 168V167H170ZM260 168V167H259ZM264 168V167H263ZM161 169H162V167H161ZM179 169V168H178ZM177 169V170H178ZM210 168L208 167V170H209ZM252 169V168H251ZM166 170V169H165ZM168 170V169H167ZM205 170V169H204ZM243 170H246V169H243ZM86 171V170H85ZM156 171V170H155ZM171 171V170H170ZM180 171V170H179ZM206 171L207 170H205V173H206ZM212 171V170H211ZM210 171V172H211ZM215 171V170H214ZM252 171V170H251ZM143 172V171H142ZM163 172L165 173V171H164V169H163ZM167 172V171H166ZM178 172V171H177ZM209 172V171H208ZM207 172V173H208ZM217 172V171H216ZM220 172V171H219ZM218 172V173H219ZM241 172H243V171H241ZM160 173H162V172H160ZM170 172H168V174H169ZM179 173V172H178ZM247 173V172H246ZM260 173H262V172H260ZM83 174V173H82ZM167 174V173H166ZM167 174V175H168ZM172 174V173H171ZM174 174V173H173ZM185 174H186V172H185ZM221 174V173H220ZM249 174V173H248ZM259 174V173H258ZM263 174V173H262ZM157 175H159V174H157ZM187 175V174H186ZM185 175V176H186ZM204 175V174H203ZM235 175H237V176H239V174H235ZM255 175V174H254ZM261 175V174H260ZM161 176V175H160ZM173 176V175H172ZM171 176V177H172ZM176 176V175H175ZM181 177L183 176V175H180ZM190 176V175H189ZM244 176H245V174H244ZM257 176V175H256ZM143 177V178H144ZM216 177H218V175L217 174H214V173H212V174H208V175H205V177H203V178H201L202 179V181L200 180V179H198V180H195V181H192V182H189V184L191 185V184H194L195 182L197 183V182H208V181H211L210 179H213V178H216ZM225 177V178H226ZM229 178H230V176H228ZM227 177V178H228ZM232 177V176H231ZM239 177H243V175L241 174ZM250 177V176H249ZM140 178V177H139ZM148 178V179H149ZM157 178H159L158 176H157ZM163 179H164V181H167L164 177H162ZM168 178H170V177H168ZM167 178V179H168ZM233 178V177H232ZM235 178H238V177H235ZM244 178H246V177H244ZM161 179V178H160ZM176 179V178H175ZM179 179H180V177H179ZM185 179H188V178H185ZM193 179H195V178H193ZM250 179V178H249ZM254 178H252L251 180H253ZM176 180H178V178L176 179ZM181 180H182V178H181ZM214 180V179H213ZM230 180V179H229ZM244 180V179H243ZM260 180V179H259ZM163 181V180H162ZM169 181V180H168ZM179 181V180H178ZM217 181H218V178H217ZM216 181V182H217ZM227 181V180H226ZM233 181V180H232ZM235 181L236 180H234V182H231V183H233V186H234V183H235ZM247 181V180H246ZM258 181V180H257ZM111 182V181H110ZM173 182L174 181H172V184H173ZM180 182H183V180L182 181H180ZM215 182V183H216ZM240 182H242V181H240ZM250 182V181H249ZM157 183V182H156ZM175 183V182H174ZM178 183V182H177ZM209 183V182H208ZM229 183H230V181H229ZM230 183V184H231ZM243 183H245L244 185H246V182H243ZM251 183V182H250ZM263 183H264V181H263ZM158 184V183H157ZM165 184V183H164ZM185 184H188V183H185V182H183V183H181V184H179L178 186H181L184 190L186 189V187L184 186ZM202 184V183H201ZM213 184V183H212ZM220 184H221V180H220ZM167 185V184H166ZM176 185V184H175ZM198 185H200V184H198ZM197 185V186H198ZM208 185V184H207ZM222 185V184H221ZM224 185V184H223ZM148 186V185H147ZM160 186V185H159ZM158 186V187H159ZM177 186V185H176ZM187 187H189L188 185H186ZM201 186V185H200ZM217 186V185H216ZM165 187V189H166V186H164ZM171 187V186H170ZM174 187V186H173ZM193 187H196L195 185H193ZM208 187V186H207ZM219 187H224V186H217L216 188L218 189ZM231 187H232V185H231ZM258 187H260V186H258ZM263 187V186H262ZM163 188V187H162ZM161 188V189H162ZM180 188V187H179ZM203 188H205L204 186H203ZM202 188V189H203ZM209 188V187H208ZM238 188V187H237ZM173 189V188H172ZM177 189H178V187H177ZM183 189H182V191H183ZM213 189V188H212ZM215 189V188H214ZM174 190V189H173ZM172 190V191H173ZM178 190H180L181 191V189H178ZM187 190V189H186ZM227 190H229V189H227ZM231 190V189H230ZM238 190V189H237ZM157 191V190H156ZM182 191H181V194H182ZM193 193H194V195H197V193H198V195L200 194V192H197V190H194V188H193ZM191 191V192H192ZM198 191H200V190H198ZM212 191V190H211ZM257 191V190H256ZM158 192V191H157ZM165 192V191H164ZM171 192V191H170ZM177 193H178V191H176ZM208 192V191H207ZM221 192H224V190H220V191H217V194H214V195H216V196H213V195H211L212 197H214V198H218V197H220L223 193H221ZM238 192V191H237ZM237 192H236V194H237ZM159 193V192H158ZM184 193V192H183ZM185 193H186V195H187V191H185ZM192 193V194H193ZM205 193H206V191H205ZM204 193V194H205ZM225 193V192H224ZM241 193V192H240ZM249 193V192H248ZM168 194V193H167ZM173 194V193H172ZM188 194H189V190H188ZM191 194V195H192ZM212 194H213V191H212ZM176 195V194H175ZM182 195H185V194H182ZM197 195V196H198ZM207 194H205L204 196H206ZM224 195V194H223ZM233 195V194H232ZM240 195V194H239ZM174 196V195H173ZM172 196V197H173ZM190 196V195H189ZM193 196V195H192ZM192 196H190V197H192ZM211 196L209 195L207 198L209 199V198H211ZM226 196V198H227V195H225ZM229 196H230V194H229ZM175 197V196H174ZM184 197V196H183ZM189 197V198H190ZM195 197V196H194ZM230 197H232V196H230ZM229 197V198H230ZM236 197H240V196H236L235 195V197L234 198H236ZM243 197V196H242ZM242 197H241V199H242ZM257 197H259V196H257ZM157 198V197H156ZM160 198V197H159ZM170 198V197H169ZM178 198H179V195H178ZM181 198V197H180ZM188 198V199H189ZM200 198V197H199ZM225 198V197H224ZM233 198V197H232ZM231 198V199H232ZM261 198H263V196L261 197ZM158 199V198H157ZM162 199V200H161ZM164 199L166 200V198H164V197H162V198H160V200L162 201V202H164V204H166V201H164ZM175 199V198H174ZM207 199V200H208ZM211 199H213V198H211ZM231 199H229V200H231ZM244 199V198H243ZM159 199H158V201H160ZM169 200V199H168ZM176 200V199H175ZM180 200V199H179ZM190 200H191V198H190ZM189 200V201H190ZM200 200V199H199ZM206 200V201H207ZM228 199H226V200H223V199H220L219 200V198H218V201L215 199V201H217V202H211V203H207V202H204V201H202V202H204V203H207V205L208 206H205L204 208H205V210H204V214L206 215V212H207V214H208V216H209V219H215L214 221H216V220H218V219H225V220H227L228 222H225V225L224 224H222V223H216V224H214L213 226H217V227H220L223 231H222V234H226V235H228V234H231V235H233V236H237L238 234H237V230L235 231L234 229H232V228H229V227H227L226 226V223H232V225H236L237 227L238 226H240V224L242 225V223H243V221H245V219L242 221V223H241V221H240V219H241V214L239 215V213L238 214H236V211H235V208H234V206H232V204H230V203H226V201H229ZM236 200V199H235ZM178 201V200H177ZM195 201V200H194ZM201 201V200H200ZM213 201V200H212ZM232 201V200H231ZM251 201V200H250ZM261 201V200H260ZM198 202V201H197ZM234 202V201H233ZM232 202V203H233ZM237 202V201H236ZM241 201H239V203H240ZM178 203H180V202H178ZM177 203V204H178ZM192 203V202H191ZM203 203V204H204ZM239 203H237V204H239ZM246 203H247V201H246ZM148 204V203H147ZM243 204V203H242ZM241 204V205H242ZM250 204V203H249ZM253 204V203H252ZM170 205V204H169ZM171 205H173V204H171ZM170 205V206H171ZM180 205V204H179ZM202 205V204H201ZM244 205V204H243ZM264 205V204H263ZM169 206V207H170ZM174 206V205H173ZM197 206V205H196ZM248 206V205H247ZM167 207V206H166ZM177 207H179V206H177ZM176 207V208H177ZM192 207H193V205H192ZM195 207V206H194ZM202 207H203V205H202ZM232 207V208H231ZM246 207V206H245ZM249 207H250V210H251V206L249 205ZM260 207V206H259ZM179 208H181V207H179ZM191 208V207H190ZM242 208V207H241ZM244 208V207H243ZM242 208V209H243ZM253 208V207H252ZM172 209V208H171ZM173 209H174V207H173ZM172 209V210H173ZM197 209V208H196ZM207 209H208V211H210L209 213H208V211H207ZM257 209V208H256ZM259 209V208H258ZM168 210V209H167ZM171 210V211H172ZM182 210H184V209H182ZM194 210H195V208H194ZM201 211H202V208L200 209ZM253 210V209H252ZM255 210V209H254ZM262 210V209H261ZM174 211V210H173ZM172 211V212H173ZM200 211V212H201ZM240 210H238V212H239ZM256 211V210H255ZM258 211V210H257ZM167 212H169V211H167ZM185 213H186V211H184ZM188 212V211H187ZM200 212H199V214H200ZM203 212V211H202ZM201 212V213H202ZM228 212V213H227ZM248 212V211H247ZM253 212V211H252ZM196 213H198V212H196ZM189 214V213H188ZM243 214V213H242ZM248 214V213H247ZM246 214V215H247ZM190 215V214H189ZM249 215V214H248ZM165 216V215H164ZM178 216V215H177ZM245 216V215H244ZM263 216H264V212H263ZM170 217L171 216H168L167 218H164V227L163 228H165V227H169V229H172L173 230V227H174V224H175V221H173V220H171L172 221V223H171V221H170ZM192 217V216H191ZM246 217V216H245ZM253 217V216H252ZM261 217H262V215H261ZM248 218H250L249 216H248ZM263 218V217H262ZM173 219V218H172ZM183 219V218H182ZM192 219H193V217H192ZM251 219V218H250ZM264 219V218H263ZM200 220H202V218H194L193 219V223L196 225V226H198V227H201V225L203 224V226H204V224L206 223V222H204V220H203V223L201 224V222H200ZM207 220V219H206ZM242 220V219H241ZM255 220V219H254ZM214 221H210L209 223H208V226H206L207 227V229H208V227H209V229L210 228H212L213 229V226L211 225V224H213L214 223ZM252 221V220H251ZM256 221H258V220H256ZM208 222V221H207ZM217 222V221H216ZM222 222H223V220H222ZM250 222V221H249ZM254 222V221H253ZM177 223V222H176ZM224 223V222H223ZM206 225V224H205ZM253 225H254V223H253ZM252 224H249L248 225V227L251 229V230H257V231H259L260 232V235H259V237L260 238H262L263 240H264V234H263V232H262V227H261V229L260 228H258V226H253ZM191 226H192V224H191ZM235 226V227H236ZM193 228H195L194 227V225L192 226ZM167 229V228H166ZM203 229H205V228H203ZM216 229V228H215ZM210 231V230H209ZM212 231V230H211ZM218 231H221L220 229L218 230ZM264 231V230H263ZM205 232V231H204ZM203 232V233H204ZM203 233H202V235H203ZM228 233V234H227ZM205 234V233H204ZM208 234V233H207ZM240 234V233H239ZM197 235V234H196ZM196 235H195V237H196ZM206 235V234H205ZM209 235V234H208ZM217 235V234H216ZM230 235V236H231ZM204 236V235H203ZM212 236V235H211ZM219 236H220V234H219ZM229 236V237H230ZM240 238H242V240H237L238 242H240V246L239 245H237V243H235L234 245L232 244V242H231V244H229V243H226V242H224V243H222L221 242V244L227 249V251L228 252H230L231 254L233 253L240 261H241V263H243V264H260L259 262H257V259L253 256V254H254V252L257 250V249H255L254 247H251V248H253L254 249V252H253V254L251 253V252H247L246 250H245V247L244 246H246V243L245 242H243V238H244V240H245V238L246 237H244L242 234H240V235H238ZM206 237V236H205ZM216 237V236H215ZM248 237V236H247ZM201 238V237H200ZM199 238V239H200ZM231 239H232V236L230 237ZM236 238V237H235ZM253 238H254V236H253ZM192 239V238H191ZM202 239H203V237H202ZM256 239V238H255ZM193 240H195V239H193ZM209 240H212V239H210L209 238ZM218 240V239H217ZM248 240V239H247ZM257 240V239H256ZM199 241V240H198ZM213 241H215V240H213ZM219 241V240H218ZM253 241V240H252ZM217 242V241H216ZM249 242V241H248ZM254 242V241H253ZM257 242V241H256ZM256 242H254V243H256ZM210 243V242H209ZM234 243V242H233ZM253 243V244H254ZM211 244V243H210ZM213 244V243H212ZM218 245V244H217ZM165 246V245H164ZM210 247V246H209ZM215 247V246H214ZM248 247V246H247ZM198 248V247H197ZM221 248V247H220ZM219 248V249H220ZM251 248H249V249H251ZM199 249V248H198ZM210 249V248H209ZM215 249H216V247H215ZM161 250V249H160ZM202 250V249H201ZM222 250H224V249H222ZM162 251V250H161ZM215 251V250H214ZM213 251V252H214ZM171 252V251H170ZM212 252V253H213ZM223 252V251H222ZM190 253V252H189ZM198 253H199V251H198ZM197 253V256L198 257H201V258H204L205 256H203V255H200V254H198ZM226 253V252H225ZM258 253V252H257ZM146 254V253H145ZM227 254V253H226ZM229 254V253H228ZM227 254V256H229ZM232 254V255H233ZM260 254H262V256L264 255V249H261V251H260ZM144 255V254H143ZM205 255H206V253H205ZM213 255V254H212ZM219 255V254H218ZM165 256H167V255H165ZM223 256V255H222ZM261 256V255H260ZM189 257V256H188ZM191 257V256H190ZM192 257H193V255H192ZM231 257V256H230ZM200 258V259H201ZM205 259V258H204ZM206 259H207V257H206ZM227 259L229 260V261H233V260H231L230 258H228L227 257ZM233 259V258H232ZM238 259H236V260H238ZM221 260V259H220ZM189 261V260H188ZM219 261V260H218ZM220 262V261H219ZM235 262V261H234ZM239 262V261H238ZM233 263V262H232ZM264 263V262H263ZM183 264H185V263H183ZM218 264V263H217ZM222 264V263H221ZM226 264V263H225ZM239 264H240V262H239Z\"/></svg>",
  "mask_w": 264,
  "mask_h": 264
},
{
  "label": "clouds",
  "instance_id": "clouds-1",
  "mask_svg": "<svg viewBox=\"0 0 264 264\" xmlns=\"http://www.w3.org/2000/svg\"><path fill=\"white\" fill-rule=\"evenodd\" d=\"M75 167V165H73ZM75 177L70 171L57 174L54 171H46L40 178L38 185L44 195L54 194L74 186Z\"/></svg>",
  "mask_w": 264,
  "mask_h": 264
}]
</instances>
